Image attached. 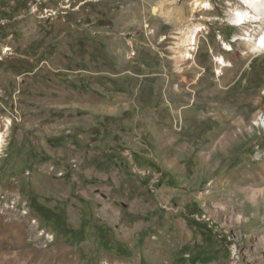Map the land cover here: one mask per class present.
<instances>
[{
  "label": "rangeland",
  "instance_id": "1",
  "mask_svg": "<svg viewBox=\"0 0 264 264\" xmlns=\"http://www.w3.org/2000/svg\"><path fill=\"white\" fill-rule=\"evenodd\" d=\"M194 1L0 0V264H264V51Z\"/></svg>",
  "mask_w": 264,
  "mask_h": 264
},
{
  "label": "bare ground",
  "instance_id": "2",
  "mask_svg": "<svg viewBox=\"0 0 264 264\" xmlns=\"http://www.w3.org/2000/svg\"><path fill=\"white\" fill-rule=\"evenodd\" d=\"M240 5L231 6L229 11L228 22L234 26L241 28L242 35H235L233 41H243L249 52L256 53L264 51V0H238ZM211 4L207 0H195L192 3V10L210 9ZM202 31L199 26L186 32L181 39V50L179 51V59H193V52L197 49L198 35ZM230 44H225L229 47ZM229 49V48H228ZM231 49V47H230ZM217 70L219 76L223 69L232 67V64L225 60L223 56L216 58ZM259 123L264 124V115L257 118ZM255 124V123H254ZM263 126V125H262ZM2 135L0 134V149L2 145ZM11 238V237H10ZM41 254V253H40ZM46 257V256H45ZM49 257L45 260L48 264ZM58 264H61L58 261Z\"/></svg>",
  "mask_w": 264,
  "mask_h": 264
}]
</instances>
